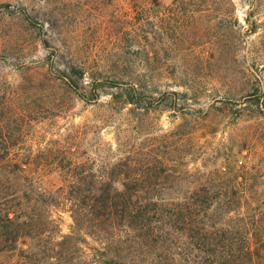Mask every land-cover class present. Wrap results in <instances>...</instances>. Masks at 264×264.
Listing matches in <instances>:
<instances>
[{"label": "trees", "instance_id": "16d2710c", "mask_svg": "<svg viewBox=\"0 0 264 264\" xmlns=\"http://www.w3.org/2000/svg\"><path fill=\"white\" fill-rule=\"evenodd\" d=\"M109 1L125 7L117 63L58 66L52 53L40 83L0 85V264H264V198L225 178L232 168L190 167L210 114L191 104L205 93L197 49L219 55L224 80L243 31L258 32L264 0H243L254 8L247 27L233 0ZM255 83L241 98L261 114ZM39 92L38 110L27 101ZM75 100L103 109L116 145L91 154L81 125L74 142L69 134L30 147L34 123L63 117ZM159 111L182 121L164 130ZM56 212L70 213L71 234L61 235Z\"/></svg>", "mask_w": 264, "mask_h": 264}, {"label": "rangeland", "instance_id": "374dc122", "mask_svg": "<svg viewBox=\"0 0 264 264\" xmlns=\"http://www.w3.org/2000/svg\"><path fill=\"white\" fill-rule=\"evenodd\" d=\"M233 1L237 18L246 26L245 18L254 8L243 0ZM124 9L122 5L111 6L109 0H0V85L7 82L13 86L26 84L30 88L32 83H40L47 68L46 59L52 53L56 54L52 58L58 66L83 63L89 68V58L91 66L103 59L109 65L117 63L120 55L114 46V37L126 17ZM256 14L261 23L258 32L246 34V30L243 31V46L233 53L230 73H225L224 80L216 77L221 74L218 72L219 55L207 47L197 49V55L204 60L201 62L205 80L201 85L205 93L191 104L210 114L201 121L206 131L198 135L200 155L190 167L232 168L235 172L225 178L232 181L239 178L243 192L252 198H264V105L262 113L258 114L257 107H251L249 101L241 98L246 92L245 82L250 80L261 87L259 96L264 103V8ZM46 40L51 47H46ZM231 93L236 95V101L226 100ZM39 95L40 92L27 101L35 103L37 109L42 106ZM108 100L109 97L103 96L101 102ZM70 104V110L63 117L34 123L37 127L28 143L30 147L38 150L50 140L69 134L74 142L77 131L74 126L81 125L86 128L80 143L91 154L103 149L106 143L116 145L115 129L99 122L103 116L99 105L79 100ZM152 116L164 130H171L182 121L180 117L173 118L169 111H159ZM54 218L61 235L71 234L70 213L56 212ZM84 249L89 251L87 247Z\"/></svg>", "mask_w": 264, "mask_h": 264}]
</instances>
